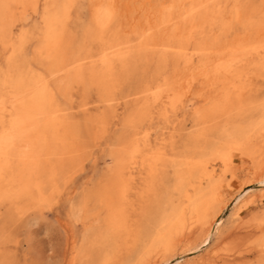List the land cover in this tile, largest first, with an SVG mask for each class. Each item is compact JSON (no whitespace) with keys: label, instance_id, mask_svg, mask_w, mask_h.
Here are the masks:
<instances>
[{"label":"rangeland","instance_id":"374dc122","mask_svg":"<svg viewBox=\"0 0 264 264\" xmlns=\"http://www.w3.org/2000/svg\"><path fill=\"white\" fill-rule=\"evenodd\" d=\"M115 1L105 31L96 9L108 0L5 1L12 36L0 42V133L16 100L35 98L66 125L70 147L50 191H34L28 208L0 195V249L20 264L179 259L199 242L202 213L233 221L238 188H260L264 177V0ZM171 14L175 39L164 33ZM149 24L158 28L143 36ZM259 198L256 216L197 259L217 248L226 264H264ZM181 214L193 221L186 231L174 226ZM242 223L249 228L237 230Z\"/></svg>","mask_w":264,"mask_h":264},{"label":"bare ground","instance_id":"6f19581e","mask_svg":"<svg viewBox=\"0 0 264 264\" xmlns=\"http://www.w3.org/2000/svg\"><path fill=\"white\" fill-rule=\"evenodd\" d=\"M5 1L6 0H0V42H4L7 39H11V36H12L11 28H9V26L8 27L5 26V23H4L3 15L6 14V11H7V5H5ZM151 1H154V3H155L157 0H151ZM100 2H101V0H96V5H99ZM114 2H117V1L108 0V4L104 8L101 5L100 7H98V9H96V10H98L97 14H96L97 25L99 26V28L102 31H105L107 29V25L112 20L113 10H114V5H115ZM138 2L140 3L139 4L140 8L142 7L144 9V7H146L145 6V2H146L145 0H137L133 3V5L135 6V4ZM151 3H153V2H151ZM193 4H194V2H192V5L190 6L191 8L189 10L191 13L196 10V7ZM172 16L173 15L171 14L165 18L166 21L168 22L167 24H164V26H166L164 33H165V37L167 39H175V36H176V34H174V32L169 30L170 25H171L169 23H170ZM149 22H150V20H149ZM167 27H169V28H167ZM155 28L153 30V27H151V25L149 24L146 26L145 29H143L144 31H142L141 34L143 36L144 35L146 36L149 31H151V30L155 31ZM153 31L151 34H153ZM136 34H138V33H136ZM149 35H150V33H149ZM46 43L50 44L51 42H46ZM142 43H143V41H142ZM47 47L48 46L45 45L44 49ZM50 47H52V46H50ZM91 55H93V54H91ZM49 66H51V65H49ZM194 85H196V84L194 83ZM227 100H229V99H227ZM13 106H14V112H13L14 114L12 115L10 120L7 122V124L4 125V130L0 133V195H3V197L4 196H10V199H16L19 203L23 202V203H21V205H23V207L25 208L27 202H29V200H31V197H32L34 191L38 190L41 193H43L44 195H46L50 191V189L53 186L52 185L53 177L55 174H57L56 173L57 168H59L60 165H65L64 163L67 162V160H68V159H66V156L68 154L70 147H69L68 139H67L68 138L67 137V134H68L67 131L68 130L66 131V129H65L66 125L63 128V126L59 122H57L55 119L46 115V112L41 110V107H38V104H37L35 98H31V99L29 98L27 100H23L20 98V99L16 100V103ZM52 114H54V113H52ZM40 115L44 116L42 124H40L39 123L40 121H38ZM52 117H54V116H52ZM39 125H41L42 129H44L43 133L40 132L41 128L39 129ZM133 151H131L127 154L126 159L128 162L133 161L131 164H134V166H135L134 160L137 159V154H136L137 150H135L134 152ZM147 155H149V154H147ZM154 159H155V157H154ZM69 161H71V160L69 159ZM225 162H227V161H225ZM204 165H206V164L204 163ZM206 166H205V168L200 166L203 168V170L201 168H199V169H201L202 171L206 170V172H208L209 174L210 173L211 174L216 173L215 166L207 167V168H206ZM195 169H198V168H195ZM262 169H264V168H262ZM66 173L69 174L68 172H66ZM234 179L237 180V178H235V177H234ZM61 181L63 183L65 182L63 180H61ZM258 181L260 184V188L246 189L243 187H239L237 192H236V195L234 194L235 196L232 198L233 199V208H232V213H231V217H232L231 219H233V221H231L232 223L227 222L226 219H224V218L221 219L220 213H218L214 217H211L208 214V212L210 210H208L207 213H202L200 215L201 216V225H200V229H199V231H200V236L198 238L199 242L196 241V242L189 243L187 245L188 249L185 251L186 254L184 256H182L181 258H179V259L169 258V259H166L162 262H158L156 264H220L221 262L225 263L226 261H228L227 258H231V257L227 253H224L225 251L224 252L222 251L223 252L222 253L220 250L219 251L215 250L217 248H215L214 251L212 250L213 252L211 254L209 253L210 254L209 257H207L205 259H203V258L197 259L196 254L198 252H200L201 249H203L206 246H208L209 244H211V242L214 238H217L218 240H220L223 236H225V230L227 228H229L230 226L235 225L239 220H242V221L245 220V217L247 215H249L250 218L251 217L253 218L254 216L257 215V213L254 210V208L256 207L255 201L259 198V196L264 197V177ZM62 182H58L57 184L59 185V183L61 184ZM54 188L55 187H53V189ZM1 193H3V194H1ZM38 195L39 194H37V197H38ZM43 197L44 196L42 195V198ZM33 199H35V198L32 197V200ZM232 199H231V201H232ZM35 200H34V205H35V202L37 201V200L36 201ZM39 200L42 201L41 197ZM43 201H44V199H43ZM12 203L13 204H11V205H14V202H12ZM24 203H26L25 206H24ZM3 204H4V202H3ZM30 204L31 203L29 202V205ZM21 205H20V207H21ZM5 206H8V205H5ZM200 206H202V205H200ZM23 207L21 209H18L19 208L18 207L17 209L19 211L20 210L22 211ZM197 207H199V206H197ZM203 209H205V208H203ZM185 211H187V209ZM188 213H186V214H188ZM259 213H261V212H259ZM186 214L185 215L181 214V216L177 218V220H176L177 224L176 223H175L176 225L174 224L175 229H179L181 227L179 229L180 231H182V230L186 231V229H188L189 226L192 224L193 221L191 222V217L187 218ZM194 217H192V219ZM228 219L229 218H227V220ZM178 222H180V223H178ZM189 222H191V223H189ZM236 228L239 231H243L249 227L245 226L242 223L240 225H237ZM192 233H194V232H192ZM175 234H177V233H175ZM173 240H175V238ZM224 241H225V238H224ZM7 243L5 242L4 245H7ZM187 247H185V249ZM0 251H1V253H0V264H20L19 260H18V256L16 255V253L4 252V251H2V249H0ZM107 253H108V251H107ZM247 253H248V251H247Z\"/></svg>","mask_w":264,"mask_h":264}]
</instances>
